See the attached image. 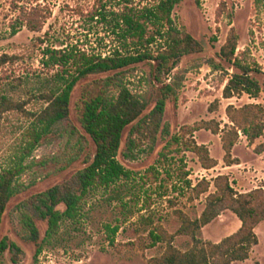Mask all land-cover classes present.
I'll return each instance as SVG.
<instances>
[{"label":"rangeland","instance_id":"rangeland-1","mask_svg":"<svg viewBox=\"0 0 264 264\" xmlns=\"http://www.w3.org/2000/svg\"><path fill=\"white\" fill-rule=\"evenodd\" d=\"M94 4V0H0V55L18 57L14 63L0 67V98L27 101L26 108L30 111L41 107L39 93L56 85L52 78L56 69H48L42 62L46 47L74 44L104 55L120 47L118 35L112 30L115 7L111 5L104 10L106 20L101 16L92 20L90 11ZM37 5L46 8L50 16L41 31L33 32L23 23ZM173 19L176 26L186 29L204 45V51L182 56L175 62L171 76H166L167 82H176L179 86L176 97L167 101L155 139L148 124L157 102L158 87L152 81L151 66L140 63L122 73L123 82L148 104L139 120L123 132L118 160L131 171L130 177H123L107 188L92 187L80 202L79 215L65 219L56 234L46 236L48 222L39 217L31 198L72 180L86 166L85 158L93 157L96 151L80 123L78 106L84 88L109 74L83 78L73 91L69 117L25 160L28 167L18 177L19 192L8 203L0 225V241L7 238L18 248L9 247L0 256V264H149L152 257L160 256L166 249L165 243L143 247L151 228L162 225L168 232L176 233L182 224L177 211L193 219L204 211L208 193L197 199L192 189L199 180H212L229 172L238 192L264 186V169L260 171L264 160L251 149L248 139L240 137L241 143L235 150L245 162L242 166L224 169L223 164L207 171L196 154L177 151L175 144H169L174 136L182 134L183 127L201 120L214 119L221 123V129H226L229 121L226 108L230 104L264 105V4H257L255 0H181ZM232 29L239 38L238 58L252 69L251 77L261 85L259 98L247 92L232 98L223 96L228 78L239 73L219 57ZM116 93L117 88H112L111 94ZM139 121L142 128L137 131ZM30 123L20 111L0 115V173L16 165L26 151ZM74 128L79 134H73ZM187 139L205 145L212 143L217 158L224 154L217 134L209 130L189 134ZM263 143L264 136L257 145ZM76 156L79 160L69 164ZM184 173L188 176L183 177ZM214 191L216 187L212 185L209 193ZM58 208L66 209L64 204ZM220 210V216L201 230L200 238L220 242L239 230L242 223L238 216L224 207ZM29 217L38 228L36 241L25 222ZM116 226L120 229L111 243L110 229ZM255 231L259 242L249 259L232 264H264V221ZM174 243L188 250L193 240L178 236Z\"/></svg>","mask_w":264,"mask_h":264},{"label":"trees","instance_id":"trees-1","mask_svg":"<svg viewBox=\"0 0 264 264\" xmlns=\"http://www.w3.org/2000/svg\"><path fill=\"white\" fill-rule=\"evenodd\" d=\"M90 11L92 20L100 16L106 20V10L113 5V32L118 35L121 43L110 54L93 53L85 48L71 44L65 47H46L42 62L44 67L55 71L52 78L56 85L39 93L43 104L36 111L26 108L27 101L13 100L7 96L0 98V115L20 111L31 120L26 131L29 143L24 148L16 165L0 173V225L6 212L8 203L19 192L18 177L26 171L28 165L25 160L50 136L60 123L70 114L73 91L77 83L86 77L97 74H109L89 83L83 90L78 106L79 120L96 146L93 157L85 158L86 166L79 170L74 178L60 186H54L31 198L39 217L47 220V237L56 234L62 221L75 219L80 213V202L92 187H109L123 177H130L131 171L126 169L118 160L124 130L142 116L147 109V101L134 94L121 78L125 70L140 63L151 66L152 81L158 84L156 89L157 102L150 113L149 125L152 137L155 139L159 132L166 111L167 101L175 98L179 84L167 82L166 76H171L175 69V62L182 56L201 53L204 45L186 29L176 26L173 13L181 0H94ZM257 4H264V0H255ZM50 13L46 8L37 5L28 12L23 23L33 32L43 29ZM14 26V33H16ZM238 35L231 30L219 57L239 70L228 78L223 96L232 98L247 92L253 98H259L261 85L251 77L252 69L243 65L237 56ZM18 59L15 55H0V67L14 63ZM220 68V65H215ZM112 74V75H111ZM116 87L117 93L111 94ZM226 114L231 122L226 129H221V123L216 120H201L190 127H183L180 136L176 135L170 145L175 144L177 151L196 154L205 169L216 167L219 162L210 154L205 144H199L194 139H187L189 134L202 129L214 134L222 133L224 161L228 165L239 164L238 158H233L232 150L240 140V132L251 144L264 136V105L248 103L237 107L228 105ZM142 123H137V131ZM78 133L77 128L73 134ZM81 136V135H80ZM256 152L264 151V143L256 147ZM79 156L70 160L72 164L79 160ZM152 174V171L148 172ZM188 176L184 173L183 177ZM152 180V179H149ZM189 182V181H188ZM192 186V183H188ZM216 191L210 192L211 186ZM195 198L207 194L206 206L201 216L191 218L182 211H177L182 224L176 233L168 232L162 225H156L149 230L148 242L145 249L165 243L166 249L160 256L152 257L149 264H232L235 261L249 259L251 251L259 240L256 234L257 226L264 221V186H259L248 192L240 193L233 185L228 175H219L212 180L201 179L193 186ZM64 204L66 209L58 207ZM221 207L234 212L241 220L239 230L220 242H213L199 237L201 230L212 223L221 214ZM151 222V219L146 220ZM34 241L38 239V228L31 217L26 219ZM120 227L110 229L111 243ZM178 236H189L193 245L188 250H182L175 245ZM9 247L18 248L10 244L7 238L0 241V256ZM37 250V254L41 252Z\"/></svg>","mask_w":264,"mask_h":264},{"label":"crops","instance_id":"crops-1","mask_svg":"<svg viewBox=\"0 0 264 264\" xmlns=\"http://www.w3.org/2000/svg\"><path fill=\"white\" fill-rule=\"evenodd\" d=\"M231 124V122L230 121H228V125H230ZM217 136H218V138H219V141L221 142V146H222V148H223V142H222V138H221V136H222V133L221 134H217ZM241 137V139L242 138H245V139H248L245 135H241L240 136ZM261 139V138H260ZM260 139H258L256 142H255V144H251L250 142V147H251V149L252 150H254V151H256L255 149H256V147L258 146L257 145V143L259 142V140ZM249 141V140H248ZM241 142H240V140H239V142L234 146V148H233V150H232V155H233V158H238L239 159V164H232V165H228V164H226L225 163V161H224V155H225V151H224V154L222 155V157H220V158H217V157H215L214 156V154H213V148H214V145L212 144V143H210V144H208V145H206L208 148H209V150H210V154H211V156L213 157V158H215L218 162H219V164L216 166V167H214V168H212V169H215V168H217V167H219V166H222L223 164H225V168L224 169H227V168H234V167H238V166H242L245 162L243 161V159L241 158V157H239L237 154H236V152H235V150H236V148H237V146H239V144H240ZM224 150V149H223ZM258 155H259V157L261 158V160H264V151L263 152H261V153H258ZM258 168H260L259 166H257ZM262 169H264V168H260V171H262ZM204 170L205 171H207V170H210V169H205L204 168ZM220 174V173H219ZM222 175L224 174V175H228L229 177H230V180L234 183V178L231 176V174L229 173V172H227L226 174L225 173H221ZM237 178V177H236ZM255 188H257V187H255ZM250 190H252V189H248V190H240L239 192L240 193H243V192H248V191H250Z\"/></svg>","mask_w":264,"mask_h":264},{"label":"built area","instance_id":"built-area-1","mask_svg":"<svg viewBox=\"0 0 264 264\" xmlns=\"http://www.w3.org/2000/svg\"><path fill=\"white\" fill-rule=\"evenodd\" d=\"M240 134L242 135V133L240 132Z\"/></svg>","mask_w":264,"mask_h":264}]
</instances>
